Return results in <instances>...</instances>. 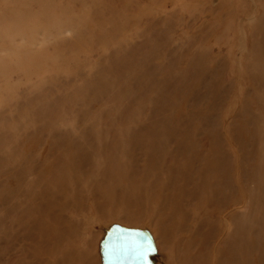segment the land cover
<instances>
[{"label": "rangeland", "instance_id": "rangeland-1", "mask_svg": "<svg viewBox=\"0 0 264 264\" xmlns=\"http://www.w3.org/2000/svg\"><path fill=\"white\" fill-rule=\"evenodd\" d=\"M108 221L264 264V0H0V264H95Z\"/></svg>", "mask_w": 264, "mask_h": 264}, {"label": "bare ground", "instance_id": "bare-ground-1", "mask_svg": "<svg viewBox=\"0 0 264 264\" xmlns=\"http://www.w3.org/2000/svg\"><path fill=\"white\" fill-rule=\"evenodd\" d=\"M82 39V38H81ZM78 40H80L79 38H78ZM78 42V41H77ZM80 43V42H79ZM147 146V145H146ZM147 148V147H146ZM216 161V160H215ZM243 170V169H242ZM144 175V174H143ZM145 176V175H144ZM146 176H148V175H146ZM145 178V177H144ZM181 181L183 182V183H186V179L183 177L182 179H181ZM153 187V186H152ZM137 188H139V187H137ZM193 189V188H192ZM194 189H196V188H194ZM182 190H184V188H182ZM136 191H138L137 189H136ZM143 191V190H142ZM142 191H140V192H142ZM219 192V191H218ZM143 193H145L144 195H142L141 196V198L142 199H140V200H142L145 204L147 203V198H148V196H147V190H145ZM142 194V193H141ZM138 195H139V192H138ZM139 198H140V196H139ZM139 200V201H140ZM135 201V200H134ZM137 202V201H136ZM10 203V202H9ZM140 204V203H139ZM160 204V200L158 199V200H156V201H154V203H150L149 205L156 211V209H157V205H159ZM136 205V204H135ZM141 205V204H140ZM177 206H179V201H175L174 203H173V205L170 207V208H175V207H177ZM135 207H137V206H135ZM139 207V206H138ZM150 208V207H149ZM134 210V213L133 212H131V213H129V215H123V217L124 218H126V219H131V218H133V217H130V214H136L135 213V211H142L140 208L138 209V208H134L133 209ZM220 210V209H219ZM226 216V215H225ZM221 219L223 218V217H220ZM225 223V225H223L224 226V230H228L227 231V234H228V237H229V232H230V230H229V228H228V223H227V220H223ZM160 222H165V221H163V220H160ZM39 224V223H38ZM163 226L164 225H166V222L165 223H161ZM213 224V223H212ZM172 226H174V229L176 228V225L175 224H173ZM211 226H213V225H211ZM222 226V227H223ZM155 227V230H153L152 229V231H151V229L149 230V227L147 228V227H144V226H142V227H138V228H140L141 230L143 229V230H146V232H148V234H149V236H150V240L152 241V245L150 246V248H149V251L147 250V252H146V254H145V256H146V264H164V254H166L167 252H165V253H163L162 252V250H163V248H165V250H166V238H164V236L166 235V232H167V230L166 229H164V232H161V229H160V227H159V225H155L154 226ZM120 230H119V229ZM129 228V229H128ZM134 228H137V226H129V223H128V225L127 224H125V222H122V221H108L107 223H105L102 227H101V231H100V234H99V236H97L98 237V239H97V242L95 243V245H96V247H95V252H94V257H95V264H103V261H102V258H101V251L100 250H102V249H106L108 252H109V254H111V252H112V248L113 249H115L119 244H120V248L121 249H125V250H128L129 249V245H131L129 242H131V239L130 238H126L125 237V235L127 234V231H129V230H131V229H134ZM145 228V229H144ZM210 228V227H209ZM115 229H118V230H115ZM128 229V230H127ZM211 229V231H212V228H210ZM209 229V230H210ZM170 230H172L171 228H170ZM204 231H206V230H204ZM203 231V232H204ZM201 232V231H200ZM195 233H197V232H195ZM199 233V232H198ZM226 233V232H225ZM206 234V236H204L202 233H200V237H201V239H202V236H204V237H206V240H208L209 239V242L211 241V236L213 235V233L212 232H210V233H205ZM223 232H221V236H223L224 238H221L220 237V239H219V241L217 242V246H214V245H211V246H213V247H211V249H210V252H211V263L212 264H214L215 263V261L216 260H218L221 256H222V258H224V256H225V254L227 253V245H228V242H229V238L227 237V234H226V236L223 234ZM236 234H237V232H236ZM47 235V234H46ZM196 235V234H195ZM220 235V234H219ZM235 236V235H234ZM236 236H238V234L236 235ZM121 237H123V238H121ZM130 237V236H129ZM195 237V236H194ZM214 237V236H213ZM226 237V238H225ZM185 239H187L188 240V238H189V236H185L184 237ZM191 238V237H190ZM217 238V237H216ZM235 238V237H234ZM239 239H240V237H238ZM153 239V240H152ZM204 240V239H203ZM153 241H154V243H153ZM182 242V241H181ZM131 243H133V242H131ZM186 243V242H185ZM202 243V242H201ZM236 243V242H235ZM144 244H146V242H144V241H142V240H139L137 243H133V247H136V246H138L139 248H140V246H142V245H144ZM154 244H155V249H156V251H155V253H154ZM229 244H230V242H229ZM173 245V244H172ZM183 245V244H182ZM209 245V244H208ZM123 247V248H122ZM132 247V248H133ZM179 247V246H178ZM228 247H230V246H228ZM168 248V247H167ZM120 249V250H121ZM169 249H171V247H170V245H169ZM173 249V248H172ZM189 249V248H188ZM110 250H111V252H110ZM229 251V250H228ZM252 251V250H251ZM171 252V251H170ZM171 254H172V252H171ZM232 254V253H231ZM175 257V256H174ZM227 257V256H226ZM172 258V257H171ZM177 258V257H176ZM221 258V259H222ZM221 259H219V260H221ZM127 260H129V257L127 258ZM173 260V259H172ZM223 260V259H222ZM167 261H169V260H167ZM166 262V261H165ZM218 262V261H217ZM221 262V261H220ZM223 262V261H222ZM93 263H94V261H93ZM26 264H28L27 262H26ZM129 264H137V260H136V258L134 257H132L131 256V259H130V261H129ZM218 264V263H217ZM220 264V263H219ZM222 264V263H221Z\"/></svg>", "mask_w": 264, "mask_h": 264}, {"label": "water", "instance_id": "water-1", "mask_svg": "<svg viewBox=\"0 0 264 264\" xmlns=\"http://www.w3.org/2000/svg\"><path fill=\"white\" fill-rule=\"evenodd\" d=\"M118 229H115V230H118ZM125 237L127 239L130 238L131 242L133 243H137L139 240H142L146 242V244L140 246L139 248L138 246L133 247V243L129 242L131 245H129L128 250L121 249L120 248L121 246L119 244L115 249L112 248V252L110 250L111 254H109V252L106 249H102L100 250L101 251L100 253H101L103 264H129L131 256L133 258L134 257L136 258L137 264H146L145 254L147 250L149 251V248L152 245V241L150 240L151 238L148 232H146V230H143V229L141 230L138 228H134V229L127 231V234L125 235ZM128 257H129V260H127Z\"/></svg>", "mask_w": 264, "mask_h": 264}]
</instances>
